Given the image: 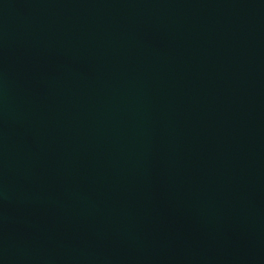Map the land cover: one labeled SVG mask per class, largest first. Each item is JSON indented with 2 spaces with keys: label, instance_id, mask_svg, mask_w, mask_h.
Returning a JSON list of instances; mask_svg holds the SVG:
<instances>
[{
  "label": "water",
  "instance_id": "obj_1",
  "mask_svg": "<svg viewBox=\"0 0 264 264\" xmlns=\"http://www.w3.org/2000/svg\"><path fill=\"white\" fill-rule=\"evenodd\" d=\"M0 264H264V0H0Z\"/></svg>",
  "mask_w": 264,
  "mask_h": 264
}]
</instances>
